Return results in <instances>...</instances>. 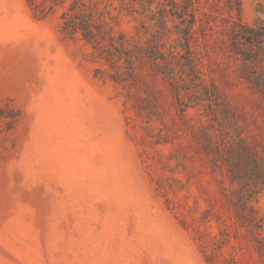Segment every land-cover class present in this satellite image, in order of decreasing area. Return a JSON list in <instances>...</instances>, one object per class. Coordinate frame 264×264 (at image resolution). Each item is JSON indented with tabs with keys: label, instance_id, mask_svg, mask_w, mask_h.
Instances as JSON below:
<instances>
[{
	"label": "rangeland",
	"instance_id": "rangeland-1",
	"mask_svg": "<svg viewBox=\"0 0 264 264\" xmlns=\"http://www.w3.org/2000/svg\"><path fill=\"white\" fill-rule=\"evenodd\" d=\"M0 264H264V0H0Z\"/></svg>",
	"mask_w": 264,
	"mask_h": 264
}]
</instances>
